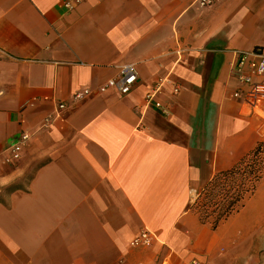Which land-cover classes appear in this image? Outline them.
Instances as JSON below:
<instances>
[{
    "label": "crops",
    "instance_id": "1",
    "mask_svg": "<svg viewBox=\"0 0 264 264\" xmlns=\"http://www.w3.org/2000/svg\"><path fill=\"white\" fill-rule=\"evenodd\" d=\"M63 1L0 0V159L28 137L0 166V264H264V180L215 230L190 209L262 139L231 69L264 54V0ZM124 65L131 92H100Z\"/></svg>",
    "mask_w": 264,
    "mask_h": 264
},
{
    "label": "built area",
    "instance_id": "2",
    "mask_svg": "<svg viewBox=\"0 0 264 264\" xmlns=\"http://www.w3.org/2000/svg\"><path fill=\"white\" fill-rule=\"evenodd\" d=\"M84 0H64L63 5L67 10H72L77 4ZM221 0H197V6L201 9L208 8ZM5 53L0 49V60ZM231 76L237 83L238 87L231 94V98L243 104L248 111V115L255 116L262 122V130H264V54L258 51L250 53H240L236 57V61L231 69ZM137 82V74L132 65H124L120 68L116 78L107 81L99 88L100 92L107 90H115L121 95H127L131 92ZM159 89V86L147 96V100L151 101L153 95ZM87 93V92H85ZM83 94H77L76 98L82 97ZM156 107L161 108L159 104ZM64 106L60 105L62 109ZM261 141L264 143V131H261ZM28 137L22 135L19 143L9 149V154L4 159H0V166L12 167L19 160L21 149L27 141ZM153 239L150 232L143 231L132 242V246H149Z\"/></svg>",
    "mask_w": 264,
    "mask_h": 264
},
{
    "label": "trees",
    "instance_id": "3",
    "mask_svg": "<svg viewBox=\"0 0 264 264\" xmlns=\"http://www.w3.org/2000/svg\"><path fill=\"white\" fill-rule=\"evenodd\" d=\"M261 180H264V143L259 142L233 167L217 173L197 195L190 209L202 224H209L215 230L243 208Z\"/></svg>",
    "mask_w": 264,
    "mask_h": 264
}]
</instances>
